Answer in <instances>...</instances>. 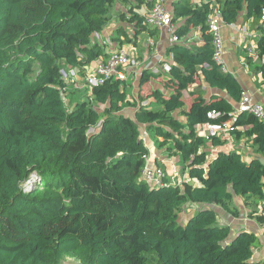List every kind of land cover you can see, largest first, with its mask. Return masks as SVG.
Masks as SVG:
<instances>
[{
  "label": "trees",
  "instance_id": "obj_1",
  "mask_svg": "<svg viewBox=\"0 0 264 264\" xmlns=\"http://www.w3.org/2000/svg\"><path fill=\"white\" fill-rule=\"evenodd\" d=\"M117 1L127 0H0V264H60L65 257L81 264H264V257L253 260L260 236L232 234L211 207L230 213L236 195L264 209V121L236 112L232 102L244 87L214 60L206 24L213 1L223 23L242 15L259 31L256 51L264 58V0L173 1L178 41L169 47L175 64L166 71L167 92H142L158 76L144 69L133 116L122 113L132 102L127 83L114 78L86 87L68 109L63 92L79 82H65L61 69L82 78L86 66L107 57L94 34ZM136 1L150 9L156 0ZM131 9L129 21L142 27ZM116 33L114 40H130L122 27ZM259 69L264 81V60ZM203 84L217 93L205 97ZM206 123H229V134L250 141L261 157L209 156L197 132ZM142 126L177 156L192 184L165 175L152 186L141 177L148 154ZM187 203L199 207L180 221Z\"/></svg>",
  "mask_w": 264,
  "mask_h": 264
},
{
  "label": "crops",
  "instance_id": "obj_2",
  "mask_svg": "<svg viewBox=\"0 0 264 264\" xmlns=\"http://www.w3.org/2000/svg\"><path fill=\"white\" fill-rule=\"evenodd\" d=\"M144 1V0H143ZM157 1V0H156ZM165 6L170 10L172 7V2L175 0H161ZM196 2L202 0H195ZM206 1V0H203ZM214 6L217 4L213 1ZM126 7V8H124ZM132 8V9H131ZM115 9H120L123 12H126L125 18L127 21L125 22H118L116 25L109 26L108 24L103 28L102 31L94 34V39L98 38L99 41L103 42L106 41V44L109 42V47L106 46V52H110L113 50H117L121 47L127 49L134 59L136 63L134 66H131L127 69V78L125 79L127 83L126 91L131 89V86L136 85L137 91L132 97L127 94V98L132 101V98L136 99V104L128 105L127 108L122 109V113L133 116V110L135 106L139 104L138 101V91H139V84L138 79L139 75L144 69H148V71L152 74H156L158 76L149 80V82L145 83L142 86V92H147L151 88H160L164 92H167L164 88V80L166 78L167 72L165 71H153L151 66H158L161 62L167 61L170 62L171 65L175 64L173 60L172 53L169 51V47L174 43L170 40L171 33L174 34V28L178 24L177 22L174 24L172 22L171 27H163V28H150L146 26L144 22H142V27L137 26V29L134 28L133 24L129 21L130 15L129 10L131 9L133 12H136L138 15L142 16L148 10L145 5V1L140 5L137 4L136 0H127V1H117L112 6V11ZM119 14V13H118ZM122 27L126 33L128 34L129 41L123 40L116 41L113 39L116 33L117 27ZM221 32L223 36V50H222V61L225 66V70L230 72L233 76H235L243 85L244 91L250 93L252 98L255 101H258L264 104V81L261 76L260 72V65L263 62L264 58L260 57L256 51V41L259 38V31L257 29H253L250 25V20H244L242 15H239L235 21L230 24L222 23L221 24ZM198 33L197 31H193V35L196 36ZM111 38V42H110ZM121 39H124V36H120ZM194 38V37H192ZM102 39V40H101ZM118 39V38H117ZM104 43V42H103ZM136 51V52H135ZM95 63V62H94ZM94 63L90 64L93 65ZM137 67L138 72L135 73L133 70ZM133 79L132 83H129V80ZM79 89L81 87H86L83 84L82 78L79 80ZM145 85H148L145 87ZM134 89V88H133ZM190 90L193 89V86L189 87ZM203 94L205 97H209L213 93H217L215 89L210 88L203 84ZM185 103L188 106L191 102V95L188 92L185 93ZM133 102V101H132ZM131 102V103H132ZM143 103H147V101H143ZM233 106L236 107L237 102H232ZM141 129L146 134L145 130L148 131L146 127H141ZM141 130V131H142ZM197 132L200 134H204L206 138V128L205 124L197 126ZM143 142L144 135L141 136ZM224 140L222 146H213L210 144L209 139H206L205 148L210 155L214 156L219 151L229 152V151H237L239 152L245 160H248L252 157H261L259 152H257L256 147L247 139L241 138L236 139L234 136L228 134L227 136L221 137ZM159 141H162L161 138H156ZM146 146V145H145ZM204 146V147H205ZM167 147V145H166ZM151 154V153H150ZM149 165L151 166H160L163 167L165 170V174L170 179H180L181 183L184 181L185 183L192 184L193 181H188L187 178V168L183 169L181 175L178 176V168H182L180 166L175 165V162L178 161L177 156H173L172 158H165L162 157L163 154L160 156L156 155H149ZM176 176V177H175ZM243 200L246 202V199L241 196H234L231 202V206L233 207H241L237 204L236 201ZM249 201L252 202L251 199ZM248 202V201H247ZM253 203V202H252ZM199 207L197 204H194ZM258 206V215L257 217H241L235 216L229 213L224 208L211 205L217 212V220L221 224H226L230 226L231 233L234 234L238 230H246L256 233L260 236L262 245L257 248L255 251H263L262 258L264 257V238L261 236L262 231L264 228V223H262V219H258V217L263 216L264 218V209L262 204H256ZM196 209H194L195 211ZM192 213L187 214L184 221L191 216ZM251 213L252 210H248ZM254 216V215H253ZM254 251V252H255ZM261 258V259H262Z\"/></svg>",
  "mask_w": 264,
  "mask_h": 264
},
{
  "label": "built area",
  "instance_id": "obj_3",
  "mask_svg": "<svg viewBox=\"0 0 264 264\" xmlns=\"http://www.w3.org/2000/svg\"><path fill=\"white\" fill-rule=\"evenodd\" d=\"M262 19H264V8L262 9ZM143 22L150 28H163L171 27L172 25V12L169 10L161 0L154 2L152 7L148 9L143 15ZM223 23L221 12L218 6H214L212 11L207 15V28L211 33L212 45L214 47L213 58L217 62L222 61L223 50V36L221 32V24ZM170 40L177 42V37L171 33ZM106 43V41H104ZM136 60L132 54L125 48L121 47L117 50L110 51L106 58L97 60L93 65H88L84 68V75L82 80L84 86L91 89L94 86H98L104 82L107 78H114L119 80H125L127 78V69L134 66ZM171 66L170 62L163 61L158 66H151L153 71H168ZM223 68H225L223 64ZM61 77L69 84H77L80 80L79 73L74 68H68L67 70L61 69ZM236 112H248L254 115L259 120L264 121V104L255 101L250 93L242 91L240 99L235 107ZM214 110L207 113L208 117L215 116ZM206 139L209 136L224 137L229 134V123L223 125H214L211 123L205 124ZM146 164L141 170V177L152 186H160L164 183L165 170L160 166L149 165V157L145 156ZM172 182L181 184L180 179H171Z\"/></svg>",
  "mask_w": 264,
  "mask_h": 264
},
{
  "label": "rangeland",
  "instance_id": "obj_4",
  "mask_svg": "<svg viewBox=\"0 0 264 264\" xmlns=\"http://www.w3.org/2000/svg\"><path fill=\"white\" fill-rule=\"evenodd\" d=\"M126 8V7H124ZM119 13V14H118ZM127 11L126 12H123L122 10L120 9H115L112 11H110V20H109V26H112L113 24L116 25V23L118 22H125L127 21V19L125 18V15H126ZM94 40H96L97 42L99 41L98 38H95ZM102 40V39H101ZM100 42V41H99ZM104 42V41H103ZM102 41L100 42L103 46V49L105 50L106 49V46L109 47L110 43L108 42L107 44L106 43H103ZM110 42H111V38H110ZM136 52V51H135ZM135 71V73L138 72L137 70V67H135L133 69ZM133 79H130L129 80V83H132ZM148 85H145V87H147ZM136 85L134 86H131V89H128L126 92L127 94L132 97V95H134L137 91V88H135ZM134 88V89H133ZM64 94V100H65V103H66V106L67 108H71L74 103L77 101V100H81L85 94H88V89L86 87H81L79 89H73V92L69 95V91L68 92H63ZM132 103L129 104V105H135L137 102H136V99L132 98ZM103 106V105H101ZM128 105L124 106L123 108H127ZM102 108V107H101ZM142 130V129H141ZM146 134L144 133V131L142 130L141 131V136L144 135V145H146V148L148 150V153L149 155H156L157 157L160 156V154H163L162 157H165V158H172L173 156H175V154L170 151L166 145H161L160 141L156 139L155 135L153 134V132L151 130H145ZM205 148H207V145L205 146ZM151 153V154H150ZM175 165L177 166H180L182 168H178V176L181 175V173L183 172V165L177 161L175 162ZM176 177V176H175ZM185 182L183 181L180 186H182ZM237 204H239L241 207H233V206H230L231 210H230V213L235 215V216H239L241 215V217L245 218H253V217H257V215L259 214L257 211H258V206L254 203H252L251 201H248L246 200V202H243V200H239V201H236ZM197 206L194 205V204H191V203H187L185 204L182 208H180L178 210V214H179V219L180 221H183L185 219V217L187 216V214L189 213H192L194 211V209H196ZM248 210H252L251 213H249ZM254 215V216H253ZM262 223H264V220H262ZM256 250V249H255ZM254 250V251H255ZM257 251L254 252L253 254V260L256 261L257 263L261 260L262 258V255H263V251L261 253V251H258V253H256ZM60 264H81L80 261H78L76 258L74 257H65L62 259L61 263Z\"/></svg>",
  "mask_w": 264,
  "mask_h": 264
},
{
  "label": "water",
  "instance_id": "obj_5",
  "mask_svg": "<svg viewBox=\"0 0 264 264\" xmlns=\"http://www.w3.org/2000/svg\"><path fill=\"white\" fill-rule=\"evenodd\" d=\"M260 160H261V162L264 164V158H261Z\"/></svg>",
  "mask_w": 264,
  "mask_h": 264
}]
</instances>
